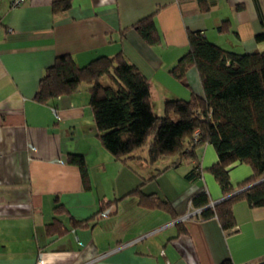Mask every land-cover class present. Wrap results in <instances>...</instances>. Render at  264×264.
Returning <instances> with one entry per match:
<instances>
[{
	"label": "crops",
	"instance_id": "0c3cea01",
	"mask_svg": "<svg viewBox=\"0 0 264 264\" xmlns=\"http://www.w3.org/2000/svg\"><path fill=\"white\" fill-rule=\"evenodd\" d=\"M55 1L26 0L12 8L0 0V264H252L263 257L264 207L234 205L230 235L215 219L195 217V195L222 199L207 172L217 162L212 146L199 151L204 173L198 180L184 179L189 163L154 179L172 159L149 166L142 150L127 165L115 161L99 142L84 87L48 105L34 97L56 57L70 55L83 67L118 54L147 78L152 109L156 103L163 112L167 99L202 96L195 69L188 70L186 86L169 74L187 51V33L238 54L263 51L255 35L264 33V0H204V8L198 0H69L68 9L54 12ZM150 15L160 37L154 46L132 28ZM224 21L228 28L221 32ZM71 153L85 159L88 189L67 163ZM250 175L244 164L229 168L233 187ZM139 186L142 194L169 202L173 213L139 206L128 195ZM112 202L105 217L98 214ZM54 219L60 224L48 231Z\"/></svg>",
	"mask_w": 264,
	"mask_h": 264
},
{
	"label": "trees",
	"instance_id": "16d2710c",
	"mask_svg": "<svg viewBox=\"0 0 264 264\" xmlns=\"http://www.w3.org/2000/svg\"><path fill=\"white\" fill-rule=\"evenodd\" d=\"M198 3L204 8V0ZM69 6V0H60L52 8L57 12ZM132 28L146 44L160 43L153 15L139 20ZM227 28L228 22L224 21L218 30L225 32ZM255 41L264 43V33L255 35ZM191 68L199 76L202 96L167 99L161 116L152 109L147 78L121 54L98 57L83 67L70 55L56 57L41 77L34 99L48 105L84 87L99 142L115 161L127 165L138 159L136 153L142 150L146 151L149 166L163 158L172 159L164 169H156L154 179L170 168L189 163L184 179L198 180L204 173L199 151L205 145L212 146L217 162L207 172L218 184L222 199L212 202L206 193H200L191 199L190 206L197 211V219H215L221 230L230 235L236 228L234 205L244 202L252 209L264 207V181L234 194L264 178V50L238 54L208 41L200 33L188 32L187 51L169 74L186 86L185 76ZM67 163L78 169L83 186L88 189L84 157L68 154ZM234 163L251 170L250 177L236 187L229 176ZM128 195L136 196L139 206L147 210L173 213L169 202L155 194H142L141 186ZM110 204L115 202L102 204L98 214ZM54 210L59 212L62 206L57 205ZM59 224L54 219L48 231ZM84 224L86 221L81 223Z\"/></svg>",
	"mask_w": 264,
	"mask_h": 264
},
{
	"label": "built area",
	"instance_id": "2783aa9c",
	"mask_svg": "<svg viewBox=\"0 0 264 264\" xmlns=\"http://www.w3.org/2000/svg\"><path fill=\"white\" fill-rule=\"evenodd\" d=\"M25 1L26 0H10V6L12 8H17L20 7ZM8 32L11 33L12 31L9 29ZM52 114L54 115V118L56 120H59V115L56 109H52ZM29 149L32 151L33 147L29 146ZM100 214L102 217H105L108 214V211H103ZM38 263H41V253L38 254ZM244 264H249V263H244ZM252 264H264V256L255 260Z\"/></svg>",
	"mask_w": 264,
	"mask_h": 264
},
{
	"label": "rangeland",
	"instance_id": "374dc122",
	"mask_svg": "<svg viewBox=\"0 0 264 264\" xmlns=\"http://www.w3.org/2000/svg\"><path fill=\"white\" fill-rule=\"evenodd\" d=\"M154 105H155V108L153 109L154 113H155L157 116H161V114H162V111H160V110H159V111H157V108H156V107H157V106H156V103H155ZM159 107H160V105H159ZM158 109H161V108H158ZM144 149H145V147H144ZM163 159H167V160L169 159V160H170L171 158H163ZM184 166H185V164L183 163V164H182L180 167H182V168H183Z\"/></svg>",
	"mask_w": 264,
	"mask_h": 264
},
{
	"label": "water",
	"instance_id": "95a60500",
	"mask_svg": "<svg viewBox=\"0 0 264 264\" xmlns=\"http://www.w3.org/2000/svg\"><path fill=\"white\" fill-rule=\"evenodd\" d=\"M263 181H264V178L261 179L260 181L256 182V183L250 185V186H247V187H245V188H243V189H241V190H239V191H236L234 194H236V193H238V192H241V191H244V190L250 188L251 186H254V185H256V184H259V183H261V182H263Z\"/></svg>",
	"mask_w": 264,
	"mask_h": 264
}]
</instances>
